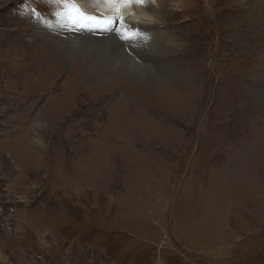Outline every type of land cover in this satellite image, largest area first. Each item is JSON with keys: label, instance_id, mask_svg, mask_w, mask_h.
I'll return each mask as SVG.
<instances>
[{"label": "rangeland", "instance_id": "1", "mask_svg": "<svg viewBox=\"0 0 264 264\" xmlns=\"http://www.w3.org/2000/svg\"><path fill=\"white\" fill-rule=\"evenodd\" d=\"M148 2L65 35L0 0V264H264V0Z\"/></svg>", "mask_w": 264, "mask_h": 264}, {"label": "bare ground", "instance_id": "2", "mask_svg": "<svg viewBox=\"0 0 264 264\" xmlns=\"http://www.w3.org/2000/svg\"><path fill=\"white\" fill-rule=\"evenodd\" d=\"M81 5H83L87 10L93 11L95 13L98 14H109V15H115V12L113 11V6L111 5H106L100 2V0H78ZM186 2V1H185ZM264 6V5H263ZM260 12V11H259ZM67 13V12H66ZM121 14L125 17L124 21L129 20L130 22H135V23H145L148 28H150V30L152 31L153 28L155 27V25H159L158 24V20L160 19L159 15L155 14V12L153 11V9H150L149 6V2L148 3H144L143 5L141 4H129L127 6H123L122 10H121ZM65 14H51L50 18L51 21L54 22L57 30L61 31V32H66L65 35H68V31L71 30H82L83 31V26H73L69 23L61 22L62 18H64ZM162 19V18H161ZM261 21H264V12L261 11V17H260ZM124 21L121 22L119 25H123ZM157 21V22H155ZM90 28H92L93 26L89 25L88 23H86ZM94 24V23H93ZM232 24V23H231ZM230 24V25H231ZM228 25V24H227ZM229 25V26H230ZM106 26V25H105ZM254 26V27H253ZM252 26L253 30H258V27H261V25H257L256 23H254ZM141 27V26H140ZM157 27V26H156ZM111 31H114L116 28H114V26H111ZM125 28V27H124ZM123 28V29H124ZM146 28V27H145ZM52 31V30H51ZM50 31V32H51ZM145 31V30H144ZM49 32V30H48ZM144 33V32H143ZM106 34V33H105ZM104 34V35H105ZM157 35L160 36V42H162L163 49L166 48V45H168L170 43L171 40V45H176V38L175 39H171L169 38V36L167 35V32L165 30H159L157 32ZM171 36V35H170ZM61 37V36H60ZM72 37V36H71ZM142 36H140L141 38ZM177 37V36H176ZM62 38V37H61ZM146 38V37H144ZM149 38V37H148ZM69 39V38H68ZM98 40V42L95 44L94 48L100 47V48H114V58L117 61H123L125 64L129 63L130 65H132L133 67H137L138 62L136 61V59L131 55L132 53H130L128 56L126 55L125 49H124V43H122L121 41L119 42L115 35H109V36H105V37H101V38H96V40ZM153 39V38H152ZM155 39V38H154ZM170 39V40H169ZM62 40V39H61ZM66 41V40H65ZM72 41V47L76 46V47H82L83 45L86 44V47H92L89 43L91 41V38H81L80 36L77 37H73L71 38ZM70 42V41H69ZM94 43V42H93ZM182 44V43H181ZM140 45V44H139ZM130 47V45L128 46ZM146 47V46H145ZM150 47V46H149ZM174 47V46H173ZM127 48V47H126ZM81 49V48H80ZM87 49V48H86ZM73 50V49H72ZM84 50V49H83ZM151 50V49H150ZM149 50V51H150ZM168 50V49H167ZM167 50H165V52L160 51L161 56L164 55V53H169L167 52ZM145 51V50H144ZM146 52V51H145ZM153 52V51H151ZM155 52V51H154ZM101 53V51H100ZM71 54V53H70ZM109 54V53H108ZM111 54V53H110ZM145 54V53H144ZM165 54V55H166ZM153 54H151L152 56ZM168 56V55H167ZM166 56V60L163 63H160L161 65H164L165 67H170L171 69H166L163 71H172L174 72V70H172V66L170 64H173L172 61L168 59ZM154 57V56H153ZM140 58L143 60L148 59L147 56L143 55V53H140ZM120 64V63H119ZM123 64V63H122ZM160 65V66H161ZM162 68V67H161ZM177 73V72H176ZM88 76V75H87ZM150 82V81H149ZM158 87V84H157Z\"/></svg>", "mask_w": 264, "mask_h": 264}, {"label": "snow or ice", "instance_id": "3", "mask_svg": "<svg viewBox=\"0 0 264 264\" xmlns=\"http://www.w3.org/2000/svg\"><path fill=\"white\" fill-rule=\"evenodd\" d=\"M56 2L65 3V4H73L74 11L80 14H84L82 9L78 5H75L73 3V0H56ZM100 2L106 5L113 6V11L115 12V15L106 17L107 24L111 25L117 20H120L121 22L124 21L125 17L121 14V10L123 6H127L129 4H144L145 2H147V0H100ZM89 18L96 19L95 17H89ZM136 35L137 33L135 32H127L124 38L132 39Z\"/></svg>", "mask_w": 264, "mask_h": 264}]
</instances>
